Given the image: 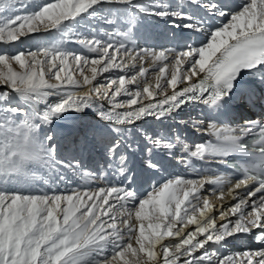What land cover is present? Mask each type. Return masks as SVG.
I'll list each match as a JSON object with an SVG mask.
<instances>
[{"label":"snow or ice","instance_id":"obj_1","mask_svg":"<svg viewBox=\"0 0 264 264\" xmlns=\"http://www.w3.org/2000/svg\"><path fill=\"white\" fill-rule=\"evenodd\" d=\"M0 264H264V0H0Z\"/></svg>","mask_w":264,"mask_h":264},{"label":"rangeland","instance_id":"obj_2","mask_svg":"<svg viewBox=\"0 0 264 264\" xmlns=\"http://www.w3.org/2000/svg\"><path fill=\"white\" fill-rule=\"evenodd\" d=\"M69 46L72 48H75V49L79 48V45H75V44L69 45ZM149 74H153V73L151 72ZM190 115L191 114H187L186 117L188 118V116H190ZM90 121H91V117H89L87 120H85L83 122L88 123ZM77 123H79V122L72 121V120H66V121H60L59 122L62 133L67 132L70 129V126L77 124ZM146 127H147V125H146ZM193 141H195V140H193ZM63 143L65 145L63 155L69 156L72 152H74L75 146L72 145L69 141H63ZM84 155H85V160L87 162V153H85ZM64 174L66 177L65 182L64 183L57 182V185H55L58 188V190H60V191H68V190H71V189L76 188V187H84V188L92 187V188H94L97 183H101V184L105 183L104 181H94L91 178H89L86 181L81 175H79L75 172H72V171H66ZM148 191H150V190H148ZM205 194L207 195V192ZM230 252H231V250H230ZM226 253H229V250H227Z\"/></svg>","mask_w":264,"mask_h":264},{"label":"bare ground","instance_id":"obj_3","mask_svg":"<svg viewBox=\"0 0 264 264\" xmlns=\"http://www.w3.org/2000/svg\"><path fill=\"white\" fill-rule=\"evenodd\" d=\"M183 2H184V0H179L178 3H183ZM161 30H162V32L165 31L164 26L161 28ZM160 41H161L160 43H162V44L169 45V42H168V41H165V40H163V39H161ZM169 46H170V45H169ZM150 73H151V71H150ZM152 75H153V74H149V78H151ZM53 99H55V98H53ZM242 105H243V103H242L241 101H239V102H238V106H239V107H242ZM196 110H197V112L200 113L201 116H202V117L200 116L199 119H203V117H204V112H205L204 106H193V105H188V106H186V107L184 108V111H183L182 114H181L182 119L185 120L186 115H187V114H190V112H194V113L196 114ZM236 113H239V112L236 111ZM196 115H197V114H196ZM190 116H191V115H190ZM244 116H245V115H244ZM165 123H168V122L166 121ZM149 125H151V126H155V127H158V125H157L156 123H154L153 121H149L148 124H147V126H149ZM145 126H146V125H145ZM184 127H185V126H184ZM181 128H182V125H181L179 128L174 129V131H177V132H180V133H181ZM161 129H162V128H161ZM181 134H182V133H181ZM204 135H205L204 133H201V132L198 131V135H197V137H195V138H191V137H188V136L185 134L184 138L186 139V142H187V143H192V144H194V142H195V143L203 142V139L205 138ZM193 140H195V141H193ZM207 171H208V169H207ZM175 173H176V174H181V175L187 176L188 178H196L195 173L191 172L190 170H185V169L182 168V167L180 168V170H179L178 172H175ZM189 175H191V177H190ZM152 180H155V179H152ZM145 181H147V180H145ZM211 187H212V186H206V189H211ZM241 240H242V239H241ZM241 240H234L231 244L228 245V247H227L226 249H223V251L226 253L227 250H229V252H230V250H231V252H235V251H241V250H243V245H245V243L242 244V243H241Z\"/></svg>","mask_w":264,"mask_h":264}]
</instances>
